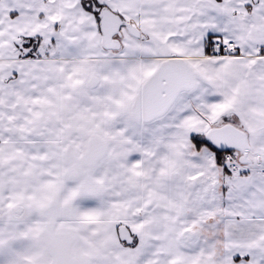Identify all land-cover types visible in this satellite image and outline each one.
Masks as SVG:
<instances>
[{
    "label": "snow or ice",
    "instance_id": "obj_1",
    "mask_svg": "<svg viewBox=\"0 0 264 264\" xmlns=\"http://www.w3.org/2000/svg\"><path fill=\"white\" fill-rule=\"evenodd\" d=\"M0 264H264V0H0Z\"/></svg>",
    "mask_w": 264,
    "mask_h": 264
}]
</instances>
